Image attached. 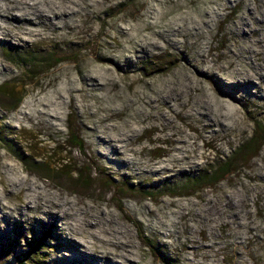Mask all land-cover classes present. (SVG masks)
<instances>
[{
  "label": "rangeland",
  "instance_id": "1",
  "mask_svg": "<svg viewBox=\"0 0 264 264\" xmlns=\"http://www.w3.org/2000/svg\"><path fill=\"white\" fill-rule=\"evenodd\" d=\"M263 119L264 0H0V264H264Z\"/></svg>",
  "mask_w": 264,
  "mask_h": 264
},
{
  "label": "trees",
  "instance_id": "2",
  "mask_svg": "<svg viewBox=\"0 0 264 264\" xmlns=\"http://www.w3.org/2000/svg\"><path fill=\"white\" fill-rule=\"evenodd\" d=\"M61 60H63V59H59V58L56 60L48 59V64H47L44 62L45 61V59H44V60L37 61V63L50 65V64H57ZM253 123H254V128H253L254 129V135L246 143H244L241 146V148L239 149V151H242L244 155L252 152V150L255 146V143L258 140V137H257L258 129L264 130V119L262 121L256 120ZM263 134H264V131L261 132V136ZM0 140L4 141L3 138H0ZM262 143L263 142H261V144ZM68 144L72 147H77L81 151L83 150V141H82L81 137L79 136V133L74 132L73 130H70L68 132ZM14 153H15L16 157L18 158V160H20L25 166H32L34 169H39V170H42L43 168H45L47 166L46 164H36L35 159L33 157H26L23 154L17 153L16 151H14ZM233 160H234L233 158H230V159L226 160L225 162H223L222 164L218 165L217 167L205 169L202 172V175L193 181V187L192 188H194V189L196 188V190L203 189V188H206L208 186V184H210V183L224 180L228 176L234 174L236 169L233 167L234 166L232 164ZM89 174H91V173L89 172ZM80 177H81V174H77L78 180H80ZM106 186L113 187L114 188V194L119 199L122 197L123 191L130 189L127 186V183L116 184L114 182H111L110 180L106 183ZM197 186H199V187H197ZM148 196H150V195H148ZM47 236H48V233H44L40 237V239L34 244V246L32 248L33 252L36 251V248H38V246H40L44 243ZM149 248L152 250V252H154L155 256H158V258L162 262L172 264V263H170V261L166 260V257L164 256V254L159 251V249L156 245H150ZM19 264H23V261H20Z\"/></svg>",
  "mask_w": 264,
  "mask_h": 264
},
{
  "label": "bare ground",
  "instance_id": "3",
  "mask_svg": "<svg viewBox=\"0 0 264 264\" xmlns=\"http://www.w3.org/2000/svg\"><path fill=\"white\" fill-rule=\"evenodd\" d=\"M21 193H22V192H21V190H20L19 192H17V195L21 196ZM0 199H2V198H1V195H0ZM122 245H123V246H122L123 249L128 247V245L125 244V243H123Z\"/></svg>",
  "mask_w": 264,
  "mask_h": 264
}]
</instances>
